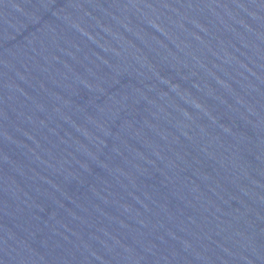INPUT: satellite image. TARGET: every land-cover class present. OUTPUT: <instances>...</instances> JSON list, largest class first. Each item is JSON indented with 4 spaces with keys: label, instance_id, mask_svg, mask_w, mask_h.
<instances>
[{
    "label": "water",
    "instance_id": "95a60500",
    "mask_svg": "<svg viewBox=\"0 0 264 264\" xmlns=\"http://www.w3.org/2000/svg\"><path fill=\"white\" fill-rule=\"evenodd\" d=\"M0 264H264V0H0Z\"/></svg>",
    "mask_w": 264,
    "mask_h": 264
}]
</instances>
